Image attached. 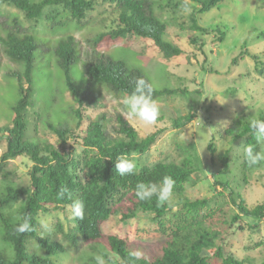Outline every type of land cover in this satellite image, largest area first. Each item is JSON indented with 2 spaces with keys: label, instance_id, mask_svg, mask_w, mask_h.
I'll return each mask as SVG.
<instances>
[{
  "label": "trees",
  "instance_id": "trees-1",
  "mask_svg": "<svg viewBox=\"0 0 264 264\" xmlns=\"http://www.w3.org/2000/svg\"><path fill=\"white\" fill-rule=\"evenodd\" d=\"M118 12L116 29L96 34L92 39L94 47L108 48L117 42L134 36L150 40L159 50L164 59H172L183 54L176 45L166 40L167 25L162 21L155 9L169 8L173 11L186 10L190 7L184 1L167 0L164 5L155 6L151 0H107ZM197 6L196 14L204 15L216 8L224 0H189ZM96 0H0V6L8 5L24 14L30 21H38L45 10L50 7L62 8V12L55 16H46L47 24L51 27H66L61 21L64 15L67 21L80 24L87 14L94 9ZM61 18V19H60ZM65 23V24H64ZM17 21L12 19V26L4 30L0 36V47L10 64L20 66V71L8 72L17 84V99L11 108V121L0 127V141L5 142V151L0 156V177L6 178L4 169L6 164L17 157H27L32 166L28 173L27 188H16L8 185L0 192V242L8 248L0 250V264H53L52 257L66 253L64 245L50 238H42L38 234L39 214H47L60 208L69 207L72 200L66 195L61 197L59 191L67 186L73 193V199L85 202V216L83 220L72 219L73 226L67 231L58 230L62 240L72 249H78L81 242L93 243L96 246L105 241L108 250L97 249L90 245L94 252H98L103 264H113L111 258L119 260L118 264H244L231 251L226 241L233 235L212 230L206 225L210 215H202L211 199H188L185 196V186L193 185V175L201 171V161L194 144L178 147L180 160L178 162H158L152 166H138L135 175L121 177L115 171V163L122 156L131 158L134 155H145L157 142L166 129L139 138L136 130L120 115L116 117V132L118 137H110L105 130V117H88L89 108L97 103L94 94L96 87L109 90L114 95L127 96L134 89L137 78H144L142 73L131 70L122 60H117L108 54H88L78 66L80 60L79 48L72 36L57 42L52 50L56 64L62 73L66 91L70 94L74 106L65 119L46 120V129L56 136L62 152L48 143H41L35 138H27L30 124L29 111L33 107V69L35 55L40 51L42 41L27 31L15 29ZM75 24V25H76ZM190 30L197 34H204L205 28L197 25L196 19H191ZM219 44L225 40V32L219 27L215 29ZM194 49L204 55L205 46L200 37L190 39ZM240 55L249 56L254 61V71L264 75L263 56H251L246 49ZM237 59L232 61L235 64ZM203 60L201 69L207 73ZM76 67L79 79L72 74ZM78 67L80 71L78 70ZM210 71H212L210 69ZM209 73V72H208ZM215 73V72H214ZM145 79V78H144ZM146 80V79H145ZM180 90L153 89V100L169 95H176ZM184 93L186 90L184 89ZM230 92H226L228 94ZM234 93L232 91L230 94ZM188 95V94H187ZM40 119L37 115L36 120ZM195 119L192 108L188 114L171 121V128L180 130ZM264 120V113L257 118ZM250 120V121H251ZM250 121L242 118L235 122L234 128L224 131V135L232 136V141L244 140L243 147L254 145L256 150H262L263 144H256L252 135ZM74 123V125L72 124ZM83 129V130H82ZM70 141L80 143L81 155L76 157L75 148ZM207 150L212 158L215 150L210 141ZM229 163L228 152L222 158V173L226 174ZM264 167V163L256 167H249L245 163L244 151L241 155L242 181L247 182V176ZM169 175L175 180L171 198L160 206L153 196L150 200L140 201L135 196V185L138 182L159 183L163 176ZM222 190L228 192L231 205L237 210L232 216V223H237L236 230L243 231L242 219H249L254 224L264 225V204L250 208L244 197L230 187L229 181L222 177L215 183ZM171 200V199H170ZM16 207L15 211L14 208ZM177 207L178 210L173 212ZM170 213L173 219L169 233H166L162 220ZM151 215L158 221L165 241L158 254H150L135 249L127 238L116 235L105 236L101 227L111 217H118L121 223H128L139 215ZM30 218L34 231L19 233L16 228L23 218ZM33 242L43 254L34 253L29 246ZM9 248L12 259L7 253ZM145 250V249H144ZM142 253L140 258L132 254ZM90 264H98V259L91 257Z\"/></svg>",
  "mask_w": 264,
  "mask_h": 264
},
{
  "label": "rangeland",
  "instance_id": "rangeland-1",
  "mask_svg": "<svg viewBox=\"0 0 264 264\" xmlns=\"http://www.w3.org/2000/svg\"><path fill=\"white\" fill-rule=\"evenodd\" d=\"M151 1L155 2V6L167 2ZM181 1L189 3L190 7L178 11L169 8L155 9L158 17L167 25L166 40L183 52L181 56L169 60L162 57L150 40L134 36H129L108 48L94 47L92 39L96 34L109 32L118 26V12L107 0H96L93 11L89 12L80 24L67 21L63 15L60 19L62 23H67V26L54 29L52 25L47 24L46 16L60 14L62 8H47L38 21H30L14 7L0 6V36L4 35L6 28L12 26V19L15 18V29L18 32L27 31L42 41L41 52L35 55L33 107L29 111L30 124L26 137L51 144L62 152L56 136L46 129L45 122L49 119L54 122L61 119L70 122L68 113L74 102L65 89L62 73L52 54L57 42L68 36L74 37L78 45V66L85 60L86 54L89 57L93 53L108 54L125 62L129 69L140 71L154 90H180L176 95L155 101L160 115L153 125H145L130 116L123 104L124 97L116 96L102 87L94 89L97 103L89 108L87 116L103 115L106 120L105 130L110 137H118L115 121L118 115L136 130L141 139L157 130L166 129L145 155H134L130 158L136 162L137 167L152 166L158 162H178V147L194 144L201 161V171L193 175V185L185 186L186 198L211 199L209 207L201 211L202 215H210L206 225L212 230L221 231L222 234H233L226 243L244 264H264V225L242 219L241 225L244 229L237 231V223H232L231 220L237 210L229 202L228 192L215 184L221 181L222 177L226 178L230 187L244 197L250 208L264 204V167L251 172L244 183L240 169L244 140L233 142L232 136L224 135L225 130L235 127L238 119L250 121L251 118H257L260 113H264V75H258L254 71V61L249 56L240 55L243 49H246L251 56H263L264 0H224L202 16L196 14L198 7L193 6L189 0ZM191 19H196L197 25L205 28L206 32L202 35L192 32ZM217 27L226 34L221 44L215 41ZM193 37H200L204 43V55L190 44ZM234 59H237L235 64L232 63ZM203 60L206 61L204 68L207 73L201 69ZM20 70V66L8 62L0 47V127L11 121V108L17 99L16 81L7 74ZM78 70L80 71L79 67ZM72 74L79 79L76 67L73 68ZM184 89L188 95L184 93ZM232 91L234 93L230 94ZM226 92L230 93L225 94ZM190 108L195 113V119L180 130L171 128V121L188 114ZM37 115L40 117L38 121ZM72 124L74 125L73 122ZM210 141H213L215 150L212 158L207 150ZM70 144L75 148L74 155L80 156V143L70 141ZM4 151L5 142L0 141V156ZM226 152L229 163L224 174L221 162ZM31 166L27 157H17L9 161L4 169L6 178L0 177V192L8 185L27 188ZM170 201L175 203L177 199L173 197ZM176 210L177 207L173 212ZM171 217L169 213L162 220L166 233H169L172 227ZM72 219L69 207L38 216L39 236L58 241L66 248V253L51 258L53 264H90L91 257L101 258L90 245H95L99 250H108L105 241H100L97 246L81 242L78 249L70 248L62 240L58 225L65 232L73 226ZM41 222L46 223L51 231L46 232L41 227ZM101 230L105 236L127 238L135 249L140 248L143 253L152 255L159 253L165 241L158 221L146 214L139 215L128 223H121L118 217H111L102 225ZM29 246L34 248L35 254L43 256L33 242H30ZM3 248L8 247L0 242V250ZM7 256L9 259L13 257L10 248ZM111 259L113 264L119 263L118 259Z\"/></svg>",
  "mask_w": 264,
  "mask_h": 264
},
{
  "label": "clouds",
  "instance_id": "clouds-1",
  "mask_svg": "<svg viewBox=\"0 0 264 264\" xmlns=\"http://www.w3.org/2000/svg\"><path fill=\"white\" fill-rule=\"evenodd\" d=\"M123 104L128 111V114L135 119L143 122L145 125H153L159 118L160 112L156 102L153 100V88L144 78H137L134 82L133 91L123 98ZM252 135L255 138L256 144H264V120L252 119L250 121ZM245 163L249 167H256L264 163V150H256L254 145H248L244 148ZM137 164L134 160L122 156L115 163V171L121 177L135 175ZM175 180L165 175L159 183L138 182L135 185V196L140 201L150 200L153 196L156 197L158 205H166L173 194ZM59 195H65L72 200L70 205L73 218L83 220L85 216V202L82 199H73V193L67 186H62ZM41 227L50 232L49 226L41 222ZM16 230L19 233L34 231L30 223V218H23L18 224ZM135 258H140L142 253L136 251L132 254ZM98 264H103L102 258H97Z\"/></svg>",
  "mask_w": 264,
  "mask_h": 264
}]
</instances>
